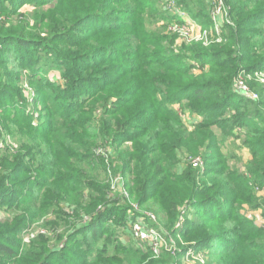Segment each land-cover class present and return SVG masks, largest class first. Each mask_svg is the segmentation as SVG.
Instances as JSON below:
<instances>
[{"label": "trees", "instance_id": "trees-1", "mask_svg": "<svg viewBox=\"0 0 264 264\" xmlns=\"http://www.w3.org/2000/svg\"><path fill=\"white\" fill-rule=\"evenodd\" d=\"M196 2L205 5V0ZM225 6L232 19L224 25L227 32L214 38L210 35L208 45L190 46L186 52L173 55L180 60L191 57L186 65L151 60L133 67L114 58L109 64L95 62L92 57L110 46L94 48L86 44L88 36L70 37L77 27L68 34L62 30V39L72 45L71 56L62 60L68 66L64 77L70 87L85 93L77 96V103L72 98L66 102L54 100L52 105L59 110L48 114L41 125L32 121L18 125L24 122L19 119L9 125L10 129L19 128L18 133H10L18 148L1 146L4 130L0 120V196L4 197L0 206L6 205L13 216L3 220L0 212V264H47L56 254L65 258L69 252L78 254L69 243L79 235L86 243L85 252L79 253L81 264H177L183 257L192 256L198 246L207 244L209 248L200 251L202 264H264V226L249 222L242 213L245 205L264 208V194L258 197L264 193V82L258 76L264 73V0H228ZM203 8L194 18L202 12L212 25L211 15ZM126 26L119 20L102 29L108 34ZM11 39L5 41L13 43ZM26 43L27 38H19L21 46ZM56 54L60 55L59 51ZM13 59L14 54L4 47L0 52V93L15 91L10 81H20L19 74L9 72H23L21 64ZM110 72L117 78H110ZM36 74L35 83L47 95L54 94L53 84L37 79ZM250 74L255 77L253 81L248 79ZM240 75L258 94V99L248 98L251 110H244L246 104L240 100L244 98L237 87ZM98 82L100 86H96ZM110 87L113 89L108 90ZM185 96L192 101L190 106H182L181 101L180 110L171 107V101ZM137 98L136 107L129 106L128 112L120 113ZM1 99L0 115L7 109V105L1 106ZM235 99L240 101L236 103ZM182 108L200 113L201 121L186 122ZM99 109L102 112L98 118ZM230 110L233 117L221 129L230 125L228 134L249 137L244 142L253 156L249 177L225 162L219 161L216 167L210 160L219 144L213 127L222 121L215 113L224 115ZM244 126L248 132L234 130H244ZM127 139L133 143L119 150L117 163L130 198L141 208L155 212L162 227L183 237L178 239L176 255L155 256L148 247L130 245L122 239L121 228L130 205L117 204L121 198L110 189L103 159V178L95 174L91 159L95 149L103 145H109L116 154L113 147L120 148ZM183 151L192 158L179 171ZM199 155H203V167L192 162ZM205 178L212 182H203ZM24 185H30V189L22 194ZM5 196L13 197L5 200ZM190 206L197 216H205L189 218L186 225L176 227ZM51 215L55 219L49 220ZM108 219L116 222L111 226ZM33 224L53 230L55 248H48L45 234H38L30 242L22 236L15 238L20 229L26 232Z\"/></svg>", "mask_w": 264, "mask_h": 264}, {"label": "rangeland", "instance_id": "rangeland-1", "mask_svg": "<svg viewBox=\"0 0 264 264\" xmlns=\"http://www.w3.org/2000/svg\"><path fill=\"white\" fill-rule=\"evenodd\" d=\"M227 1L205 0V5H202L196 2V0H110L106 3H104V0H0V52L4 50V47L8 48V51L14 54L12 61L20 63L23 68V72L21 73H17L15 70H9L14 75L19 74L20 81H10L15 91L11 90L9 93H0L2 98L1 106L7 105L6 111L0 115L2 130H4L1 135V146L9 144L8 146L10 148H18L17 143L11 141L10 133H18L19 128H9V125L17 123L18 119L19 121L24 120V122H20L18 125H21V123L25 125L27 121H32L35 125H41L47 119L48 114L59 110L58 106L52 105L54 100L60 99L66 102L72 98L73 103H77L75 100L77 96L85 93L80 88L74 89L70 87L64 77L65 72L68 71V66L62 60L63 58L71 56L69 50L72 48V45L66 39H62L64 36L62 30H65L68 34L69 30L77 27L69 35L70 37L80 38L82 36H88L90 39L86 44H93L94 48L100 47V45L110 46V48L105 47L109 49L100 51L92 57V60L95 62L109 64L110 59L114 58L121 59L133 67L151 60L157 62L166 60L173 63V65H186L188 59H193L191 57L185 60L175 59L180 58L177 57L178 54L186 52L190 46H200L198 44L208 45L210 35L211 38H214L217 33L227 32L228 29L224 25L228 21L232 22L230 15L226 13L228 8L225 6V3ZM210 4H212L211 7ZM220 7L221 9H219ZM201 8L211 15L214 25L209 24L208 18L202 16V12L199 13L196 19L194 18ZM94 13L100 15H94ZM216 17L220 20L219 22L216 21ZM119 20H123L127 26L113 33L107 32L108 34H105L102 28L117 24ZM78 24L82 25L78 27ZM89 30L95 31L97 35L94 37ZM105 36L106 39H104ZM19 38H27L29 43L21 46L19 44ZM6 39H11L14 42L12 43L9 40L5 41ZM94 39L96 40L94 41ZM220 40L221 37H219L218 41ZM56 51H59L60 55L56 54ZM173 55L177 56L174 57ZM34 73H38L35 75L37 79L39 77L41 80L47 79L46 84H53L55 93L47 95L40 84L35 83L33 79ZM97 74L100 76V73ZM73 76L72 78H74ZM108 76L110 78H117V75L111 72L108 73ZM248 79L253 81L255 77L250 74ZM100 84L98 82L96 86H100ZM112 89L113 87H110L108 90ZM179 96L182 97L183 94ZM242 96L244 98L240 100L246 104L244 110H251L253 105L248 102V97ZM37 99H42L43 102L37 101ZM138 99H134L120 113L128 112L127 108L129 106L136 107L135 104L138 102L136 101ZM238 100L235 99V102L238 103L240 101ZM181 101L183 102L182 106L185 107L192 104V101H188V97L185 96L182 100L171 101V107L180 110L179 106H181ZM181 111L182 117L186 122H199L202 119L200 113H195L191 109L183 110L182 108ZM230 111L225 112L226 114L223 113L224 115L219 114L218 111L215 113V116L220 117L222 121L213 127L219 144L217 154L212 155L210 160L216 167L220 166L217 164L219 161L225 162L232 170H236L238 173H244L249 177L250 169L248 167L253 160V156L248 144L244 143L249 137L242 134L241 137L237 138L232 136L231 133L228 134L227 129L230 125L226 129H221L225 121L232 119L233 112ZM26 112L29 113L27 120L24 118ZM101 112L99 109L97 113L98 118ZM14 114H17V116ZM2 127L0 126V130ZM189 127L193 129L191 126ZM234 128L236 133L248 132L249 130L246 126H244V130H241L239 127ZM225 135L227 136L225 137ZM132 143L131 140L127 139V141L121 143L120 148L112 145L117 151V158L114 156L112 160L115 166L113 167L115 174H120L121 167L117 163L119 161V150L121 151L126 146H131ZM96 149L95 156L91 161L93 167L97 169L95 170V174L98 173L103 178L105 174L100 169L102 165L101 157L96 153ZM202 156L199 155V157ZM180 158L181 164L178 170L183 171L185 168L184 164L189 163L188 160L192 156H189L183 151ZM202 181L212 182L207 178ZM109 183L112 184L111 178ZM255 188L257 189L258 186H255ZM29 189L30 185L22 186V194L28 192ZM111 191L113 190L111 189ZM262 194L264 193H260L258 197L262 198ZM12 197L5 196V200H10ZM116 197L121 198V201H117V204L131 205V203H137L133 198L124 200L125 197L119 193L116 194ZM0 198L4 197L0 196ZM16 198H18V195ZM5 206H0L3 220H6L5 218L11 219L13 217L12 212L6 210ZM142 209L145 210L146 207L143 206ZM242 213L249 218V222L252 221L255 224L260 222V218H264L263 207L250 209L248 205H245ZM202 216L205 215L201 213V215L197 216L193 207L190 206L188 213L182 215L181 221H178L177 224L181 223L180 225H184L185 221L189 218L199 219ZM48 219L55 218L51 215V217L48 216ZM107 222L112 226L116 220L108 219ZM39 224H33L26 232L20 229L18 231L19 234L15 235V238L18 239V236H22L23 240L30 242L38 234H45L49 239L48 248H52L56 244L54 242L57 241L53 230L50 228L42 229ZM176 236L177 239L183 240L180 234ZM122 238H124V232H122ZM83 240V235H79L76 240L74 239L69 243V248L74 251L77 250L80 254L84 253L86 243ZM125 240L130 245L137 244L134 240L128 239V237ZM76 242L78 243L76 244ZM208 248V244L198 246L194 253L191 254L192 256L189 258V255L186 258L183 257L184 259L177 264H202L201 258H204V256L201 255L200 251ZM79 253L69 252L66 258L60 254L53 255L47 264H81Z\"/></svg>", "mask_w": 264, "mask_h": 264}, {"label": "built area", "instance_id": "built-area-1", "mask_svg": "<svg viewBox=\"0 0 264 264\" xmlns=\"http://www.w3.org/2000/svg\"><path fill=\"white\" fill-rule=\"evenodd\" d=\"M220 1L222 2V0ZM219 9H221V7ZM216 18V21L219 22L220 20L218 17ZM258 76L260 77V80L264 82V73L259 74ZM237 87L241 95L248 98L258 99L257 92H255L251 85L246 82V78H244L243 75H240L237 79ZM96 150L98 156L103 159L107 172L112 180L111 189L130 200V194L125 183L124 174H115L112 168L111 161L113 160V157L116 156L115 152L110 149L109 146H102ZM192 162L194 165L200 167H203L205 163L203 157L194 158L192 159ZM124 219L125 223L122 225L123 230L121 231V236L122 232H124L123 240L128 237V239L134 240L137 243V246L148 247L155 256H161L166 253L177 254V234L162 228L155 212L143 210L139 204L134 202L129 206ZM259 220L260 222L257 224L264 226V218H260ZM180 224L181 223H178L176 227H179Z\"/></svg>", "mask_w": 264, "mask_h": 264}]
</instances>
